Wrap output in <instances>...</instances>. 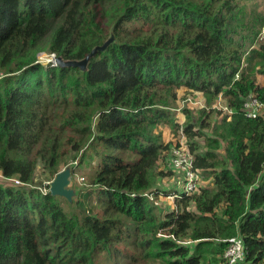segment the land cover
<instances>
[{
	"label": "trees",
	"instance_id": "obj_1",
	"mask_svg": "<svg viewBox=\"0 0 264 264\" xmlns=\"http://www.w3.org/2000/svg\"><path fill=\"white\" fill-rule=\"evenodd\" d=\"M263 28L255 0H0V264L223 263L235 236L246 264H264V114L243 109L264 104ZM111 30L86 72L37 61L81 60ZM182 88L210 107L183 110L194 170L212 185L190 195L155 188L172 175L157 129L178 134ZM71 152L72 174L97 159L89 185L71 201L42 192L37 166L54 179ZM144 194L174 196V209L161 219Z\"/></svg>",
	"mask_w": 264,
	"mask_h": 264
},
{
	"label": "rangeland",
	"instance_id": "obj_2",
	"mask_svg": "<svg viewBox=\"0 0 264 264\" xmlns=\"http://www.w3.org/2000/svg\"><path fill=\"white\" fill-rule=\"evenodd\" d=\"M255 2L258 4V6L261 10H264V0H255ZM263 33L264 32L262 30L259 34V39H261ZM51 59H52V57L49 54L41 52L40 54H38L37 61L41 64H46L48 61H51ZM259 80H262V77H260ZM203 97H204V95L200 92L188 93L187 89H185V88L178 90V92H177L178 102L176 101V107L180 108V113L184 116V122H185V114L183 111L184 109H187V110H190L191 112H193V115L195 117L197 114H199L198 112L203 113V112H207L209 110L210 107H208L206 105V102L201 103V101H199ZM185 98H191V101H192V103H194V106H195V107H193V109H188L186 107V105L182 104V101ZM213 109L222 110L223 115L229 114V110H227L226 108L223 107V101L222 100H220L218 102L216 101L213 105ZM182 118L183 117L181 116V119ZM221 118H222V116L218 117L217 120H220ZM227 121H229V119ZM157 131L162 135V140L164 142L174 144L175 140L177 139V137L180 133V127H179V132L176 135H173L171 133V131L168 129V127H166V126H160L157 129ZM170 135H173L174 137L172 138V136L170 137ZM185 139L187 141L186 136H185ZM200 144H203L202 140H200ZM172 147H174V145H172ZM222 151H223V148L220 149V152H222ZM90 155L91 154L89 153V155L82 160V164L78 165V169H77L76 174H72L71 170L73 167H76L75 165H76V163L80 157V154L76 153V152H71L66 157L64 164L59 168V170H60L59 172H66V171L71 172L70 180L68 181V183H66V185L64 187L65 190H68V191L71 190L73 192V189L85 188L84 186L89 185L90 181H89L88 174L92 169H95L97 166V159L93 158V156L90 157ZM164 169H165V172L169 171L168 167L164 168ZM160 170H163V168H161ZM91 173H92V171H91ZM82 177L85 180H83ZM33 181L35 182L34 183L35 185H37V186L39 185L38 188H40V189L42 188L41 190H44V188H48V187L50 188V184L53 181V179L46 172L43 171V169L41 168V165H38L36 170H35ZM201 182L203 184V181H201ZM203 185L206 187L208 186V187L212 188V185L209 182H204ZM178 187H179V183L177 181V176H175L173 174L168 176V177L159 178L155 184V188H157L159 190H164V191H168V190L177 191ZM71 199H72V197H71ZM68 201H71V200H68ZM174 202L175 201H173V202L169 201V199H167V197H158L156 199V201H154V202L152 201V203L156 207V210L159 213V216L161 219L165 216L166 213L170 212L173 209ZM64 209L68 210V207L64 206ZM154 264H158V263L155 262ZM209 264H222V263H220L219 258H218V261L211 260V261H209Z\"/></svg>",
	"mask_w": 264,
	"mask_h": 264
},
{
	"label": "built area",
	"instance_id": "obj_3",
	"mask_svg": "<svg viewBox=\"0 0 264 264\" xmlns=\"http://www.w3.org/2000/svg\"><path fill=\"white\" fill-rule=\"evenodd\" d=\"M264 32V28H263ZM264 40V33L261 37ZM52 59L47 63L53 64L56 66L54 54H49ZM202 103V102H201ZM183 105H186L188 109H193L194 103H192L191 98H185L182 101ZM177 108V107H176ZM227 109V108H226ZM243 109L245 111V115L247 118L256 119L260 115L264 113V104L260 103L256 98H249L247 101L243 103ZM228 110V109H227ZM176 113V123L180 126V133L175 140V143L172 144L174 147L171 149V155L168 161L169 170L173 175L177 176V181L179 183V187L177 192L181 195L182 193L185 195H190L194 192H198L201 186H204V182L202 184V180L197 171L194 170V157L191 154L188 143L183 134L182 125L184 123V116L180 113V108L173 109ZM229 114L231 111L229 110ZM181 116L183 117L181 119ZM4 182H8L15 186L23 185L16 179H2ZM132 197L134 195H131ZM149 201H152V197L148 194H144ZM169 201L174 200V196L167 197ZM159 237H164L163 235H159ZM227 243V247L222 256V264H246L245 263V249L242 242V239L239 236L231 237L225 240ZM190 241H185L182 244L188 245Z\"/></svg>",
	"mask_w": 264,
	"mask_h": 264
},
{
	"label": "water",
	"instance_id": "obj_4",
	"mask_svg": "<svg viewBox=\"0 0 264 264\" xmlns=\"http://www.w3.org/2000/svg\"><path fill=\"white\" fill-rule=\"evenodd\" d=\"M115 42V37L112 30L109 32V36L106 41L99 46H95L91 51L81 60H68L64 61L61 57H56V66L59 67H71L78 68L80 72H86L89 62L95 58L97 53L105 52L106 49ZM71 172H59L50 184L49 193L52 196H61L68 200H71L73 192L71 190H65L64 187L66 183L70 180Z\"/></svg>",
	"mask_w": 264,
	"mask_h": 264
},
{
	"label": "crops",
	"instance_id": "obj_5",
	"mask_svg": "<svg viewBox=\"0 0 264 264\" xmlns=\"http://www.w3.org/2000/svg\"><path fill=\"white\" fill-rule=\"evenodd\" d=\"M260 77H262V76H259V75L257 76V81H258L259 84H262V83H263V77H262V80H259ZM182 89H183V88H182ZM178 98H179V97H178ZM199 101H201L202 103H204V102H205V97H203V98H202L201 100H199ZM177 102H178V100H177ZM229 119H230V118H229ZM171 136H172V138L174 137L173 135H170V137H171ZM240 151H241L243 154L246 153V152H245V151H246V150H245V141H244V144H243V146H242V150H240ZM206 182H209V181H206ZM173 209H174V206H173ZM173 209H172V210H173ZM220 263H221V262H220Z\"/></svg>",
	"mask_w": 264,
	"mask_h": 264
},
{
	"label": "clouds",
	"instance_id": "obj_6",
	"mask_svg": "<svg viewBox=\"0 0 264 264\" xmlns=\"http://www.w3.org/2000/svg\"><path fill=\"white\" fill-rule=\"evenodd\" d=\"M23 184V183H22ZM21 186H24V184L23 185H21ZM41 190V189H40ZM42 192H45V189L44 190H41Z\"/></svg>",
	"mask_w": 264,
	"mask_h": 264
}]
</instances>
